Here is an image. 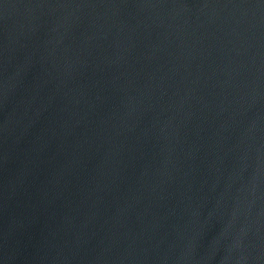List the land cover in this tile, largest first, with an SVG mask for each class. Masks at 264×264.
I'll return each instance as SVG.
<instances>
[{"label":"water","instance_id":"obj_1","mask_svg":"<svg viewBox=\"0 0 264 264\" xmlns=\"http://www.w3.org/2000/svg\"><path fill=\"white\" fill-rule=\"evenodd\" d=\"M0 264H264V0H0Z\"/></svg>","mask_w":264,"mask_h":264}]
</instances>
